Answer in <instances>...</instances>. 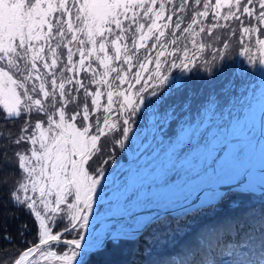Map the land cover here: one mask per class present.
<instances>
[{
  "label": "snow or ice",
  "instance_id": "1",
  "mask_svg": "<svg viewBox=\"0 0 264 264\" xmlns=\"http://www.w3.org/2000/svg\"><path fill=\"white\" fill-rule=\"evenodd\" d=\"M242 17L264 26V0H0L4 118L33 111L47 117L46 127L40 120L34 125L25 121L13 141L31 147L14 153L20 181L10 190L9 200L39 221L38 242L19 253L13 264H86L90 253L103 248L100 242L80 250L85 237L79 235L63 241L72 247L62 254L42 250L62 235L53 234L45 218L54 222L55 215L65 212L70 225L65 232L88 229L97 187L105 179L102 165L108 162L101 159V138L121 130V124L128 138L145 93L157 96L172 68L187 69L210 46L198 39L201 34L212 37L216 29H226L225 35L236 37L246 52L251 49L245 38L251 41L256 34L259 62L264 64V28L245 26ZM223 46L228 48V43ZM80 73L91 75L77 78ZM69 104L79 110L70 114ZM101 110L103 116L97 115ZM29 128L31 134L24 135ZM117 143L123 147V140ZM29 191L38 196H29ZM241 220L239 233L249 240L257 234L258 221L261 251L249 264H264V210L259 217L251 212Z\"/></svg>",
  "mask_w": 264,
  "mask_h": 264
},
{
  "label": "trees",
  "instance_id": "2",
  "mask_svg": "<svg viewBox=\"0 0 264 264\" xmlns=\"http://www.w3.org/2000/svg\"><path fill=\"white\" fill-rule=\"evenodd\" d=\"M208 19H211V14ZM242 19L245 26L264 28L254 18ZM228 23L233 26L238 24L237 21ZM226 32V29L218 28L212 37L201 34L198 39L211 47L208 50L206 47L203 54H198L203 56L193 67H188V75L181 86L170 88L168 93L163 90L159 96L166 100L182 96L180 108L188 101V110L195 112L210 102L227 106L230 99L238 97L230 104L233 105L232 109H238V101L248 96L249 89L258 80L260 56L255 46L256 34H253L251 41L245 38L251 49L246 52L237 38L228 37ZM217 36L220 39H216ZM225 42L228 43L226 49L223 46ZM176 55L179 57L181 53ZM84 75L89 76L83 73L82 77ZM91 88H95V85ZM176 106L173 103L169 108L174 109ZM73 110L79 109L75 104H69L68 112L71 114ZM5 115L0 108V264H13L19 253L38 242L39 233L33 214L26 207L14 206L9 200L10 190L20 181L19 173L14 168V153L26 148V143L16 145L13 141L22 134L20 130L26 126L25 121L33 125L39 118L45 119L46 116L33 111L6 120ZM77 123H80L79 117ZM31 130L29 128L28 132ZM115 132L108 133L100 141L103 149L101 159L108 161L102 167L108 172L116 163L127 159L116 146L120 136ZM3 160L9 161L7 166ZM233 195L219 205L190 216L168 215L132 239L111 240L103 250L90 253L85 258L86 264H249L261 251L258 221L257 234L249 240L239 233V228L243 227L241 217L251 212L259 217L264 210V195L235 194L240 203L238 207L232 208ZM53 247L61 251L68 248Z\"/></svg>",
  "mask_w": 264,
  "mask_h": 264
},
{
  "label": "rangeland",
  "instance_id": "3",
  "mask_svg": "<svg viewBox=\"0 0 264 264\" xmlns=\"http://www.w3.org/2000/svg\"><path fill=\"white\" fill-rule=\"evenodd\" d=\"M210 47H207V50ZM202 56L198 55L195 62L189 66L193 67ZM93 67L96 65L93 64ZM259 72L258 80L249 89L248 96L238 101L240 104L238 109H232L233 105H230L238 98L234 97L227 106L210 102L195 112L188 110V101L180 108L182 96H174L170 100L159 96L161 91L165 90V93H168L170 88H177L186 80L188 68H172L168 73V83L157 89V96L145 93V104L131 121L128 138L124 139L122 135V124L121 130L115 132L120 136L118 140H123V147L117 143L118 140L116 146L127 159L116 163L111 171H105V179H102L101 185L97 187V195L89 216V227L105 217L122 216L150 208H169L182 200L190 187L204 186L214 180L231 176L237 168L238 161H242L249 151L252 152L254 140L258 136V129L253 119L264 110L262 64ZM82 74L80 73L77 78L83 79L87 76L82 77ZM87 74L90 77L91 74ZM84 82L87 84L88 80L85 79ZM135 87L139 88L140 85ZM101 103H106V97L101 98ZM173 103L177 106L174 109L169 108ZM97 115L103 116L102 110ZM112 119H116V115H112ZM38 120L45 122L46 127L47 117ZM32 131L33 129L26 135L31 134ZM29 147L31 145L26 143L25 149ZM170 175L174 177L169 178ZM238 192L240 191L235 193ZM28 195L38 196L31 191ZM235 197L234 194L231 203L234 207H238L240 201ZM37 210L43 215L39 203ZM146 215L148 214L101 227L91 243L94 245L100 243L117 226L144 224L148 220ZM33 216L35 217L34 214ZM45 219L52 228L53 234L61 233V237L64 238H78L86 231L65 232L64 228L70 227L65 212L55 215L54 222L47 217ZM36 221L39 226V221L37 219ZM68 249L61 251L55 247L50 248L58 254ZM41 264H60V262L41 261Z\"/></svg>",
  "mask_w": 264,
  "mask_h": 264
},
{
  "label": "water",
  "instance_id": "4",
  "mask_svg": "<svg viewBox=\"0 0 264 264\" xmlns=\"http://www.w3.org/2000/svg\"><path fill=\"white\" fill-rule=\"evenodd\" d=\"M256 141L257 142L261 141V143L262 142L264 143V125L260 128ZM236 182H244V183H261V182H264V163H263V166L261 169L256 170L254 172L234 173L230 177H228L225 180V182H223L224 185H218L214 189V190H221V192L219 193V197L216 200H214L210 196V193H208L206 190H204L206 188L194 190V192L192 194H194L195 192L197 194H194L192 197L189 198L190 199L189 203L192 205L198 204V203H200V204H198L199 205L198 207L191 208L189 212H194L197 209L208 208L214 204H217L223 198H225L229 193L235 191L234 189L231 188V185L235 184ZM255 194L263 195L264 194V188L260 192H256ZM186 198L184 200H182L181 202H179L178 204L172 206L170 209H166V210L150 209V210L144 211L142 213H136V214H132V215L102 218L101 220L96 222L94 225H92L90 228H88L82 234L85 237V239L81 242V249L80 250H83L85 247V251H88V246L92 245L91 241H92L94 234L97 232V230L99 228H101L102 226H104L107 223L117 221V220H122L125 218L135 217V216H138L140 214L152 215L144 225H134V226H130V227L119 226V227L115 228L114 230H112L102 240V242H103V248L102 249H104L106 247L107 243L114 238H122V237H125L126 234L127 235L135 234L136 235V234L143 233L148 227H150L156 221H158V219L165 217L169 214L179 213L181 211H186L188 213L189 209H187V208H189L190 206L189 207L185 206L184 202L188 203V201H186ZM232 205L233 204H231V206ZM65 240H69V239L61 237L59 242H50V245L42 246V250H45L47 248H50V247L56 246V245L72 247L70 245H65L63 243V241H65ZM102 249H99V250H102ZM99 250H97V251H99ZM37 256H38V254H37Z\"/></svg>",
  "mask_w": 264,
  "mask_h": 264
},
{
  "label": "bare ground",
  "instance_id": "5",
  "mask_svg": "<svg viewBox=\"0 0 264 264\" xmlns=\"http://www.w3.org/2000/svg\"><path fill=\"white\" fill-rule=\"evenodd\" d=\"M262 68L264 69V65L262 66ZM253 122L255 123V125L259 131L260 128L264 125V110H262L260 115H258L256 118L253 119ZM254 141L256 143H255V146L252 147V152L249 151L248 153H246L247 155L242 161H238L237 168H236L234 173L254 172V171L262 168L263 163H264V143L263 142L261 143V141L257 142L256 138ZM228 177L229 176H226L219 181L214 180L211 183L204 185V186H200V187H196V188L190 187V189H188V193L185 195L184 198H182V200H184L187 197L186 201H188V203L184 202L186 207L190 206L187 209H191L193 207H198L199 206L198 204H200V203H198V204L193 203L194 205H192L189 203V200H190L189 198L192 197L194 194H197L196 192L194 194H192L194 192V190L206 188L204 190H206L210 194H213L214 192L217 191L214 189L218 185H224L223 182H225V180ZM231 188L234 189L235 191L256 193V192H260L264 188V182H261V183L236 182L235 184L231 185ZM138 216H141V215H138ZM145 217L148 219L151 217V215L148 214ZM128 236H132V235H128Z\"/></svg>",
  "mask_w": 264,
  "mask_h": 264
}]
</instances>
